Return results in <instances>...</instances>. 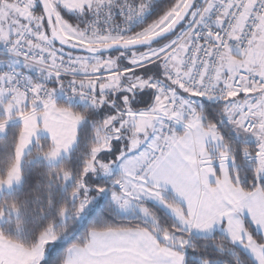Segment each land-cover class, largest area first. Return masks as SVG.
Wrapping results in <instances>:
<instances>
[{
	"label": "snow or ice",
	"instance_id": "obj_1",
	"mask_svg": "<svg viewBox=\"0 0 264 264\" xmlns=\"http://www.w3.org/2000/svg\"><path fill=\"white\" fill-rule=\"evenodd\" d=\"M0 264H264V0H0Z\"/></svg>",
	"mask_w": 264,
	"mask_h": 264
}]
</instances>
